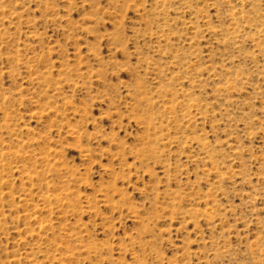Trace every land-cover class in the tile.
I'll return each instance as SVG.
<instances>
[{
    "label": "rangeland",
    "instance_id": "rangeland-1",
    "mask_svg": "<svg viewBox=\"0 0 264 264\" xmlns=\"http://www.w3.org/2000/svg\"><path fill=\"white\" fill-rule=\"evenodd\" d=\"M0 264H264V0H0Z\"/></svg>",
    "mask_w": 264,
    "mask_h": 264
}]
</instances>
